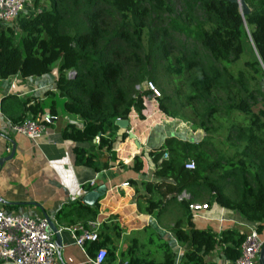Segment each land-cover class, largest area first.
Here are the masks:
<instances>
[{
  "label": "trees",
  "instance_id": "trees-1",
  "mask_svg": "<svg viewBox=\"0 0 264 264\" xmlns=\"http://www.w3.org/2000/svg\"><path fill=\"white\" fill-rule=\"evenodd\" d=\"M243 1L248 7L244 16L237 3L227 0H33L32 13L19 31L0 25V80L40 77L55 67L56 93H45L48 115L55 118L56 95L64 112L79 119V126L66 123L60 130L62 139L75 144V165L96 172L108 168L97 151L104 148L114 160V119H126L131 110L139 120L147 116L153 97L148 82L161 92L154 100L164 116L191 121L193 130L205 134L193 142L165 137L147 152L154 181L140 182L149 195L147 211L182 191L188 196L178 202L186 229L179 221L171 229L176 241L187 245L179 264H227L237 258L244 239L245 233L234 229L216 233L193 227L188 204L201 193L206 205L234 211L259 236L264 234V0ZM246 34L254 58L242 60V66L250 72L238 69L232 75L228 68L243 55ZM166 76L177 103L161 87ZM40 105L36 98L19 101L21 116L11 126L41 117ZM219 128L222 138L214 141ZM85 143L87 147L80 145ZM142 156H133L130 170L143 174ZM187 161L192 169L184 167ZM96 208V203L83 208L68 203L55 217L75 214L84 224L94 219ZM107 242L102 237L90 247L103 248L110 264ZM216 246L224 262L205 261ZM159 247L161 260L154 261L136 256L133 244L123 263L172 264L168 246Z\"/></svg>",
  "mask_w": 264,
  "mask_h": 264
},
{
  "label": "crops",
  "instance_id": "crops-1",
  "mask_svg": "<svg viewBox=\"0 0 264 264\" xmlns=\"http://www.w3.org/2000/svg\"><path fill=\"white\" fill-rule=\"evenodd\" d=\"M31 13L32 8L24 6L13 20L0 25L6 24L17 32ZM54 77L55 68H52L50 73L40 77L11 76L0 80V159L7 156L11 149L13 151L11 157L0 164V208L15 215L48 217L56 226L59 235L57 245L52 233L56 246L55 261L58 264H90L87 256H92L96 250L90 247V242L84 243V249L79 248L66 230L77 227L95 232L98 241H101L102 237H108L109 243H106L105 249H112L113 259L111 258L110 264L124 262L128 248L133 244L136 245L135 252L139 258L160 261L161 243L166 244L173 253L172 264H179L187 245L179 244L171 229L177 221L182 229H186L184 212L178 204L180 200L176 196L173 198L175 203L172 198H166L157 208L147 211L144 200L149 195L140 185L141 181H154V165L147 152L159 146L166 136L157 117L154 116V120L150 118L156 111L152 104L154 101L147 102L150 112L144 119H137L134 111L132 116L136 118L129 116L128 119L129 131L135 136L139 147H136L129 137L122 139L115 135L111 147L114 160L108 159L104 148L98 150V160L107 161L108 168L96 172L74 164L72 148L75 144L62 139L60 130L66 123L79 126L80 121L64 112L62 100L56 95L52 97L55 118H51L44 125L39 137L31 140L11 127V121H18L21 116L19 101L25 98L38 99L41 113L48 115L49 96L45 93H56ZM145 120H148V123ZM80 145L87 147L86 143ZM140 152H143L142 160L145 164L143 174L129 168L133 156ZM118 163H122L124 167L118 166ZM123 183L126 185L123 186ZM98 187L104 190L94 202L97 205L94 219H85L83 224L84 219L75 214H61L58 218L55 217L68 203H78L82 208L93 206L94 203L89 205L83 198L89 191H95ZM206 202L208 203L204 199L197 203ZM199 216H190L193 227L197 229H210L216 233L224 229H234L239 233H246L251 227L236 212L213 203H209L205 210L200 211ZM145 237L151 244L150 251L147 252ZM262 237L264 238V234ZM157 248L160 249L159 253H156ZM203 259L215 263L224 262L217 246L209 249Z\"/></svg>",
  "mask_w": 264,
  "mask_h": 264
},
{
  "label": "built area",
  "instance_id": "built-area-1",
  "mask_svg": "<svg viewBox=\"0 0 264 264\" xmlns=\"http://www.w3.org/2000/svg\"><path fill=\"white\" fill-rule=\"evenodd\" d=\"M25 3L26 0H0V24L13 20L24 9ZM70 74L69 72L68 75ZM146 87L152 92L151 100L155 102L154 97L158 96L157 91L149 82L146 83ZM50 119L49 115L42 114L39 118H27L21 124L11 127L14 131L33 140L41 135L44 125ZM184 167L192 169L193 163L187 161ZM122 185L125 186L126 183ZM187 198L188 196L183 191L177 195L178 200ZM206 208V203L191 202L188 204L191 217H200L199 212ZM66 230L73 243L81 249H84L85 242L97 240L95 232L82 227L66 228ZM263 239L251 226L239 245L237 258L227 264H257V256ZM55 255L56 246L45 218L15 215L0 208V264H58L55 261ZM105 257V250L98 248L92 256H87V261L90 264H106Z\"/></svg>",
  "mask_w": 264,
  "mask_h": 264
},
{
  "label": "rangeland",
  "instance_id": "rangeland-1",
  "mask_svg": "<svg viewBox=\"0 0 264 264\" xmlns=\"http://www.w3.org/2000/svg\"><path fill=\"white\" fill-rule=\"evenodd\" d=\"M32 2H33V0H26L25 7L26 6L31 7ZM243 42H244V44H243V55L241 56L240 60L236 64H233L230 68H228L229 71L232 73V75H235V73H236V71L238 69H242L246 74L250 72L248 69L243 68V66H242V60H244L246 58L252 60L254 58V51H253L252 45L250 43V40H249L247 34H246V39ZM159 61L161 63V60H159ZM53 68H55V67H53ZM163 82H165V83L161 84V87L164 89L165 94H167L168 96H170L171 100H173L175 103H177L178 102V99L175 97V95H174V93L172 91L173 90V83L171 82L170 78L166 76V80H163ZM151 85L157 91L158 96H160L161 95V92H160L159 88H157V86L154 83H152ZM252 86H253V84L251 83L250 87H252ZM154 103L155 102H153L152 104L154 105L153 106L154 107V111H155V109H156V111H155V113L153 112L154 113L153 116L157 117L156 119H158V123H160V124L163 125L162 126V131L166 135L165 137L175 136L177 138H180V139H183V140H190V141L193 142V141L200 140L205 135L200 129L195 128L193 130L190 127L191 121L187 122V121L181 120L179 118H170V117L164 116L159 111L158 107L155 106ZM148 112H150V108H148ZM184 112L186 114H188V110L187 109H184ZM178 113H179V110H178ZM129 114H131V115H129ZM129 114H128L127 118H126L127 120L130 117H133L132 116V114H133L132 113V110L129 112ZM136 117H133V118H136ZM148 120H145V122L147 121L146 123H148ZM214 125L216 126L217 123H214ZM127 130H129V124L127 126ZM222 132H224L223 129L222 128H219L218 132L215 133V134H213L214 141L222 138V136L219 135V134H222ZM205 198H206V194L205 193H201L199 195V197L196 198L194 201H196V202H202V200H204ZM166 201L168 202V200H166ZM172 201L176 203V201H174V199ZM144 244H145V250H146V252H147V250L150 251L151 244L147 242V237H145ZM159 252H160V249L157 248L156 249V253H159Z\"/></svg>",
  "mask_w": 264,
  "mask_h": 264
},
{
  "label": "water",
  "instance_id": "water-1",
  "mask_svg": "<svg viewBox=\"0 0 264 264\" xmlns=\"http://www.w3.org/2000/svg\"><path fill=\"white\" fill-rule=\"evenodd\" d=\"M227 1L237 3L242 16H244L248 13V7L243 0H227ZM113 124L117 127V130L115 131V135L121 136L122 134H126L127 137H129L130 139L133 140L136 147H139L138 142L135 140V136L129 130H127V126H128V120L127 119H114ZM12 153H13V151L11 149V151L9 152V154L7 156L0 159V164L2 163V161L9 159L11 157ZM103 190L104 189L102 187H98V188H96L95 191H93V190L89 191L83 198L84 202L89 204V205L93 204L94 202H96L97 198L100 196V192ZM44 218L47 222V225H48L50 231L54 234L55 243L57 245H59V235H58V231H57L56 226L54 225V223L50 219H48V217L45 216ZM257 264H264V239H263L262 245H261L259 252H258Z\"/></svg>",
  "mask_w": 264,
  "mask_h": 264
}]
</instances>
